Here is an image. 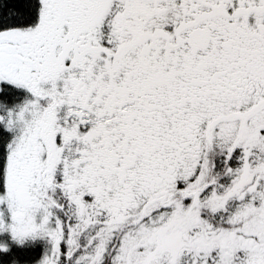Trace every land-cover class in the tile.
<instances>
[{
  "label": "snow or ice",
  "instance_id": "6c2138e0",
  "mask_svg": "<svg viewBox=\"0 0 264 264\" xmlns=\"http://www.w3.org/2000/svg\"><path fill=\"white\" fill-rule=\"evenodd\" d=\"M0 264H264V0H0Z\"/></svg>",
  "mask_w": 264,
  "mask_h": 264
},
{
  "label": "trees",
  "instance_id": "16d2710c",
  "mask_svg": "<svg viewBox=\"0 0 264 264\" xmlns=\"http://www.w3.org/2000/svg\"><path fill=\"white\" fill-rule=\"evenodd\" d=\"M20 94H18V93H16V92H9V93H7L3 98L7 101V102H11L12 101V97H14V96H19ZM16 250H18V249H14V251L18 254V255H20L21 254V252L20 253H18Z\"/></svg>",
  "mask_w": 264,
  "mask_h": 264
},
{
  "label": "flooded vegetation",
  "instance_id": "af4514ba",
  "mask_svg": "<svg viewBox=\"0 0 264 264\" xmlns=\"http://www.w3.org/2000/svg\"><path fill=\"white\" fill-rule=\"evenodd\" d=\"M16 251H17L18 253H20V252H21V250H19V249H18V250H16ZM37 251H39V249H37Z\"/></svg>",
  "mask_w": 264,
  "mask_h": 264
}]
</instances>
